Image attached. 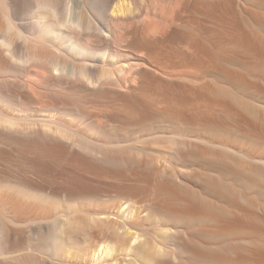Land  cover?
<instances>
[{"label": "bare ground", "instance_id": "1", "mask_svg": "<svg viewBox=\"0 0 264 264\" xmlns=\"http://www.w3.org/2000/svg\"><path fill=\"white\" fill-rule=\"evenodd\" d=\"M19 12L28 15L32 25L16 24ZM84 36L98 38L97 45ZM16 39L22 41L21 46L15 45ZM115 42L134 54L120 63L119 69L116 67V73L108 68L96 74L97 59L102 63L108 57L120 60L122 52L113 47ZM83 60L88 64L79 63ZM14 64L16 69L27 64L38 67L42 74L38 77L70 78L100 97L110 94L117 100V106L114 102L107 105L113 113L130 124L145 126L136 139L132 137L136 143L143 148L155 145L173 157L199 160L191 171H180L175 164H158L137 157V153L135 156L128 151L129 144H120L115 137L112 142L102 138L105 148L92 151L95 154L89 152L90 159L72 155L69 159L77 167L95 175L121 182L128 173L144 183L122 184L118 196L124 200L116 210L92 213L88 218L91 222L101 226L121 224L125 238L130 228H137L139 218L147 215L149 207L151 213L167 217L165 221L171 225L167 233L174 242L165 260L155 261L157 264H264V179L255 172L258 163H264V102L261 108L258 103L256 107L250 104L255 97L251 94L264 99V0H0L1 86ZM32 81L29 84L36 82ZM107 106H103L104 111ZM3 113L0 139L32 154L35 169L44 167L43 158L57 157L55 153L61 148L88 153L91 132L85 135L80 127L79 131L73 130L68 127L70 122H65V127L59 123L65 120L58 119L25 127L17 119L13 121L14 116L10 120ZM161 118L201 131L181 129L185 138H178L180 133L171 138L168 133L174 127L170 122L160 128L153 126ZM242 136L260 146L248 150L244 147L248 141L243 142ZM141 167L147 171L138 172ZM67 184L78 193L89 188L80 178ZM149 191L154 200L151 206L142 204ZM140 237L138 234L135 239ZM0 238V253L11 249ZM147 239L143 238L145 244ZM57 240L52 248L56 257L62 247ZM115 246L113 241L99 239L86 256L99 255L100 251L114 256ZM127 248L129 253L137 250L133 245ZM141 251H136L139 256L134 253L139 259L144 255ZM144 260L142 264L155 263Z\"/></svg>", "mask_w": 264, "mask_h": 264}, {"label": "rangeland", "instance_id": "2", "mask_svg": "<svg viewBox=\"0 0 264 264\" xmlns=\"http://www.w3.org/2000/svg\"><path fill=\"white\" fill-rule=\"evenodd\" d=\"M17 15V19H15L16 24L20 23V25H26L25 22H31L27 21L30 20L28 15L24 13L21 14V12H19V14ZM99 19H101V17H99ZM84 38L87 41H93L95 45H97L98 43V38L96 37L91 38L84 36ZM88 38L91 40H88ZM20 43H22V41H20L19 39L15 40V45L21 46L22 44L20 45ZM113 47L122 52L120 60L119 58L108 57L107 61L105 60V63H102V61H98L97 59L96 61H94V64L96 65L95 68H97L96 74H102L105 71H109L111 68H113L111 69L112 72L116 73L117 71H119L117 70L119 65L121 66L122 63L124 64L130 57V54H134L132 51L122 49L116 42L113 43ZM54 49L51 50V48H48L49 51L53 52ZM109 59H111V62L113 63L115 61L117 62L111 64V62L108 61ZM85 61L86 60H83L79 63L88 64L89 61ZM90 65L92 64L90 63ZM17 66L19 67L20 65ZM36 68H33V66L27 64L26 66H20L19 69L21 70V72H19L20 70L18 68V70L16 69L15 64L14 66H10L11 71L8 70V74H5V77L7 76L8 78L7 82L2 86L0 85V92H3V94L0 93V96L4 95V97H0V108H2L4 113L1 111L0 113H3L4 115L6 113L5 116L8 115V119L9 117L14 116L15 118L11 117L10 120L12 118H14L12 119L13 121L17 119L16 122H19L25 127H28L29 124V127H31V125L32 127H37L38 125H42L43 123H45V121L49 120L57 121L58 119L57 122L65 120L64 122L59 123H63L65 127V122H70L69 124L72 123L71 125H69L68 123L66 124H68L69 128H71L72 126L71 129L73 130L79 131L81 129L80 132L84 134L87 132H91L89 133L92 136V138L90 139L96 140V142L92 140V142H87V145H90L88 147L90 148V150H88L87 148L88 153H81L82 151H78L77 149L73 148H61V150L58 149V154L55 153L57 157L52 158L49 156V158H43V160L46 161V163L43 161L44 167L41 169H35L36 167H34L33 162L30 160V157L33 156L32 154H25L21 150H19V147H17L13 142L9 141V143L7 140L3 142V139H0V237H2L3 240H1V242L9 243L8 248H11L8 250L6 249V252L2 251V253H0V264H142L141 262H144V259L152 262L164 261L166 258V252L172 246L174 247V242L169 233H167V228L171 225L167 224L168 221H165V219L167 220V217L164 218V216L161 217L154 213H151L149 211V207L146 208V211L148 212L147 215H142V217L139 218L137 228H130L131 230L128 229V231L130 230V233L124 235L125 238L122 237L125 232V228L123 227V225H117V223L111 222L110 225L108 224L106 226H101L91 222V220L88 219L91 214L95 212L107 213L108 211L116 210L121 201L124 200L119 198L118 196V190H120L118 188L123 186L122 184L143 185L144 183L141 180H138L137 176H133L132 174L130 175L128 173L127 176L122 179V181L125 180L124 182H120L119 180L116 181V179L113 180L114 178H106L103 176L95 175V173H91L87 169L84 170L85 168L83 169V167H77V165L73 161H71L69 157H71L72 155H79L85 159H90V154L94 153L92 151L102 150L103 148H105L102 146L105 141L112 142L115 141V138H117L119 139L120 144H123L124 142L126 143L127 140L129 142H134V146H132L134 143L130 144L129 142H127L126 144L124 143L123 145L129 144L128 146H130V149H128V151L134 153L135 156L137 153V157L141 159L144 158L145 161L151 160L157 162L158 164H175L174 167L180 171H191V168L193 169V167H197V165L199 164V160L196 157H173L168 152L158 150L157 147L154 148L155 145L151 144L150 147L148 146L143 148L144 146L140 145V142L136 143L135 139L136 136H139L143 132L145 126H136L135 124H130L129 122H126L115 113H113V108L109 106L114 104L115 101L117 103V100H114L113 97H110V94L104 95L103 97L101 95L100 97L97 94L90 93V89H88L87 87L81 84L79 85L78 82L72 79L70 81V78L68 79L66 77H59V79H51L49 77L48 79V74V76L46 75V78L38 77V75L42 76V74L40 72V69ZM37 70H39V73ZM17 73L20 74V76H18ZM34 79L36 82H34V84H29L30 82H33L32 80ZM250 94L251 93H249V95ZM94 95L95 97H93ZM96 95L98 97H96ZM251 96L255 97L252 102H250V104L256 107L258 103L260 104L258 105L259 108H261V104H263L264 99L260 96H256L255 94H251ZM95 98H99L100 100ZM3 99L5 100L2 103ZM101 100L104 101L103 103L105 104L102 105ZM6 101L9 102L7 103ZM108 104L109 106H107ZM103 106H107L109 108L106 107L107 109L104 111L105 108ZM101 109L103 111H101ZM163 119L164 118H161L156 123L154 122L153 126L155 128H160L161 125H167V123L170 122L167 119ZM99 122L101 123L99 124ZM171 124L174 127V130L173 132L168 133L169 135L167 134L168 137H175L180 133L178 135V138H185L183 135L185 134L184 132H187V130L191 131V133L195 130L201 131L199 127H188L181 125V123H179V126L177 125L178 123ZM54 126L56 125L54 124ZM78 127H80V129ZM117 127L123 128L117 129ZM181 129H183L184 132L183 130L181 131ZM191 129H193V131ZM103 133L106 136L101 135ZM103 136L106 138H104ZM132 137H134L135 139ZM102 138L106 140L104 141ZM107 138L110 139L107 140ZM142 138L144 139V136ZM242 138L241 139L243 140V142L248 141L244 145V147L248 148V150H252V148L257 145L260 146L259 142L254 143L247 137L245 139L244 136H242ZM99 140H102L103 142L101 141L98 143ZM250 142L251 144L253 142V146L250 144ZM262 145L263 144H261V146ZM210 147H212L210 150H214V145H210ZM91 148H95V150H92ZM255 148L256 147H254L253 149ZM225 149L227 152L230 151L231 154L234 153L235 156L238 155L232 149ZM85 154L87 156H85ZM255 162L257 163L259 161ZM258 164L260 165H258L257 170L255 168V172L264 179V163L259 162ZM63 165L67 166L65 170L62 168ZM71 166H73V169H70ZM137 170L138 172L147 171L146 167H141ZM73 173H77L78 178ZM78 175H80V177ZM79 178L80 180L87 183L89 187L85 191L86 193L79 192V194L78 192L71 189L70 185L67 184L68 181L79 180ZM189 180H191V183H196L195 179ZM146 185L148 186V184ZM114 186H116V188ZM149 193L151 194V192L149 191L142 204L145 203L151 206L154 200L151 198L152 194L150 195ZM120 209L121 211H123L124 208L121 207ZM139 211L140 209H138V212ZM7 215L11 217V219ZM38 215L41 216L39 217ZM2 229H4V231ZM138 234H141L142 236L140 237V240L135 239ZM143 238L149 240L147 242L148 244H145L146 240L144 241ZM99 239H108V241H113V243L116 244V252L113 251L112 253L114 256H107L105 251L102 254L100 251L99 255L98 253H91L89 257L86 256V254L89 253L91 249H93V245H95L96 241H98ZM55 240H57L58 243L62 245V247L60 245L61 254L58 257H56L52 249ZM8 241L11 242V245ZM131 241L132 243L130 244ZM44 243H46V245ZM133 243H136V245ZM153 243L154 245H156V248L154 245H152ZM121 244L127 245L122 246ZM129 245H133L139 251L143 249V256L145 257L146 255H148L146 256L147 258H144L142 256L141 259H139L140 257L138 258V254H140V252H136L137 250L135 252L129 253L127 248L129 247ZM42 246L44 248L46 246L47 249L45 248L46 250H44ZM143 251H141V253ZM134 253H137L138 256H135ZM85 258L86 260H84Z\"/></svg>", "mask_w": 264, "mask_h": 264}]
</instances>
